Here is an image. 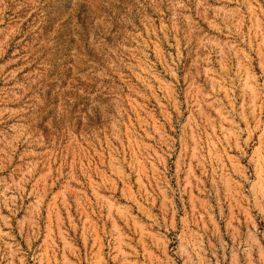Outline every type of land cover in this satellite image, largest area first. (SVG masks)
<instances>
[{
    "label": "rangeland",
    "instance_id": "1",
    "mask_svg": "<svg viewBox=\"0 0 264 264\" xmlns=\"http://www.w3.org/2000/svg\"><path fill=\"white\" fill-rule=\"evenodd\" d=\"M0 264H264V0H0Z\"/></svg>",
    "mask_w": 264,
    "mask_h": 264
}]
</instances>
